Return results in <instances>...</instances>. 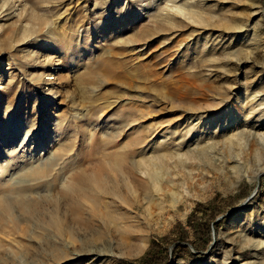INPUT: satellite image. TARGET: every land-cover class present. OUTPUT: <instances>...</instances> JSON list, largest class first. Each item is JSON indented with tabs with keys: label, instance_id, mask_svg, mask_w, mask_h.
Instances as JSON below:
<instances>
[{
	"label": "rangeland",
	"instance_id": "rangeland-1",
	"mask_svg": "<svg viewBox=\"0 0 264 264\" xmlns=\"http://www.w3.org/2000/svg\"><path fill=\"white\" fill-rule=\"evenodd\" d=\"M172 2L183 4L185 13L168 18ZM191 10L202 16L199 23L187 18ZM169 22L179 25L176 31ZM152 27L158 33L140 40L137 33ZM47 33L53 35L49 43L41 40ZM112 56L131 59L145 80L114 87L104 76L109 72L98 70ZM228 62H239L240 68L227 67ZM86 78L85 97L79 88ZM228 83L227 98L210 108ZM176 87L187 88L186 104L160 97L161 92L175 96ZM263 88L264 0H0V198L13 201L20 192L32 201L28 208L14 204L6 210L0 203V264H126L151 240L167 247L166 264H259L264 170L249 175L264 164V118L256 117L264 109ZM122 91L125 96L118 97ZM128 103L136 107L135 116L141 110L147 115L138 118L155 129L149 137L167 134L156 152H177L168 161L170 172L192 194L189 209L178 204V212L186 211L183 220L174 216L152 224L144 219L141 202L130 209L118 196L99 195L95 198L108 204L106 217L92 219L86 208L88 225L59 222L48 200L66 188L70 171L96 169V158L83 150L100 155L105 139L138 134L137 120L126 124L108 117ZM7 107L11 112L4 114ZM13 113L18 117L10 119ZM219 116L222 121L211 122ZM33 125L42 138L32 143L33 135L30 141L27 136L21 145ZM52 158L57 164L46 177L29 176ZM194 207L206 234H194L186 223ZM177 220L186 229L181 239L171 232ZM89 249L105 254L96 257Z\"/></svg>",
	"mask_w": 264,
	"mask_h": 264
},
{
	"label": "bare ground",
	"instance_id": "bare-ground-1",
	"mask_svg": "<svg viewBox=\"0 0 264 264\" xmlns=\"http://www.w3.org/2000/svg\"><path fill=\"white\" fill-rule=\"evenodd\" d=\"M123 8L126 9V6H124ZM169 8L170 10L166 11L168 18L174 17L178 13L184 14L186 11L185 6L183 4L175 5V3L173 2L169 6ZM126 13L127 11L124 10V13L122 14L123 18L126 16ZM189 13L190 15H188L187 18L192 21L198 22V19H202V16L198 15V13L195 11L191 10L188 12V14ZM168 25H170V28L173 30L179 27V25H176L173 22H169ZM175 31H173L171 35L176 33ZM193 32L194 30L192 31V33ZM157 33L158 30L155 27H152V28H145L137 34L139 35L140 40L146 41L147 39L151 38L153 35ZM51 36H53L52 33H47L46 36H43L41 38V40H44L45 43H49L50 41H48L47 38L48 37L50 38ZM169 37L170 36H167L165 38L167 39ZM68 43L69 42H65L64 44H68ZM182 43L183 42H180V45H182ZM106 60L108 61L102 63L100 68H98L99 67L98 65L97 68L99 71L105 70L106 72L107 70V72H109L107 74L105 73L106 75L104 74V76L107 77L106 80L111 82L114 87L119 88L121 86L126 85L127 88H130L132 85L131 80L134 81H140L142 79L145 80V72L140 73L138 72V69H134L133 66L131 65V59L123 56L120 59H115L114 57L113 58L110 57V59H108L107 57ZM230 64L235 66L236 70H238L241 65V63L239 62H235V63L228 62L225 65L229 67ZM228 71L230 72L231 70ZM91 72H93V69ZM88 79L89 78H86V80L82 79L81 80L82 82L80 81L82 85L80 86L81 88L79 89L82 95H84L85 97H86L85 94L87 93V87H88L87 85L89 84L87 81ZM231 86L232 84L228 83L223 95L219 96L218 102H216L215 104H210L209 107L212 108L215 107V105H221V103L227 98L229 93L232 91ZM175 89L176 90L171 91L172 93L174 92L175 96H171V95L170 97L167 95L165 96V93L161 92L160 97L172 103L177 102L180 104H186L187 103L186 96L189 95L187 92V88L181 90V88L176 87ZM178 91L180 95L176 94ZM125 93H126L125 91H122L120 94H117V96L118 97L122 95L125 96L124 95ZM102 95L103 97H106V95L108 94L104 93ZM103 97L101 96V98ZM237 98L238 99L240 98L239 94L237 95ZM189 100H194V98L190 97ZM88 101L89 100H86V102ZM34 107L36 108V110H38L39 104L35 102ZM100 107L101 106H99L98 108ZM137 107L138 109H140L143 106L140 105L139 108L138 105ZM135 108H136L135 106L133 107L131 104L128 103L125 106H121L118 110H111L109 112L110 114L108 115V117L111 116V118H113L114 121L120 120L125 122L126 124L137 120V122L134 124L137 126L138 134L132 137L114 136L105 139L102 142V144L104 147L105 146L106 147L104 148V150L101 152L100 155L94 151L83 150L86 151L85 153H87V155H91L94 156V158H96L97 161L96 169L92 170L89 173L85 172L83 168L73 170V172L70 171L72 175L70 182L65 186L66 188L63 187L57 189V191L59 192L58 197L54 198V196H52L54 200L51 199L48 200L49 203L53 201L54 208L58 212V215L60 216L58 217L59 222L73 223L77 225L79 224L88 225L85 217L86 208L89 209V212L87 214L92 219H95L96 217L99 218L101 216L106 217L107 214H105V212L107 210L105 211V208L108 207V204L105 203L104 201H99L98 199L95 198V196H99V195L101 197L118 196L123 201V203L125 202L126 205H129L130 209L134 206V203L141 202L140 209L143 214V217L147 221L150 220L152 224H157L162 219H164L166 223L167 221H169L168 219H172L174 216L178 218L180 217L183 220L186 211L178 212L177 211L178 204L183 203V207H185L184 210L189 209V205L191 202L190 198L192 194H190V192L187 190L186 184H184L183 182L180 184L178 183V181L176 180L177 173L170 172L171 168L169 167L168 161L169 160L172 161L173 157L177 156V152L176 151H169L167 153L156 152L158 146L162 144H166L165 140L167 138V134L159 133V135L157 136L158 134L157 133L156 136L152 138L149 137L151 132L155 131V129L152 131L153 129L152 124H146L143 121L145 123L144 124L138 118L141 116L144 117L147 116V115L145 116L143 110H141L140 113L136 112L137 115L135 116L134 113L136 110ZM182 108L185 111H191L195 109L194 106L193 107L182 106ZM196 108L199 107L196 106ZM13 109H15L14 111H16L17 107H14ZM143 109L146 112L149 110V109L146 110V108ZM10 110H11L10 107H7V109L4 110V114H9L11 112ZM14 117L17 118L18 114L16 113V115H14L13 113L12 115H10L9 118L13 119ZM256 117L264 118V109L259 111ZM222 120L223 117L219 116L217 117V119L214 118V120H212L211 122H215V121L220 122ZM15 125L18 127L20 123L17 122L15 123ZM126 129L127 127L124 130ZM49 131L50 130L47 129V132ZM190 134H192V132ZM31 135H33L32 137V143H33L34 140L40 138L42 134L38 131L37 127L33 125L29 130L27 129V131L25 132V138L21 141L20 144L22 145L26 143L25 139L27 136H28L27 137L28 141H30ZM193 137L195 138V140L198 138V136L196 135ZM158 139H163V140L158 141ZM55 163L57 164L56 159L52 158L46 163H44L43 166L41 165L40 167L38 165L39 167L31 170L29 172L30 173L29 176L34 178L35 177L44 178L46 177L48 172L52 169ZM176 166L177 164L175 163L173 167L175 168ZM262 170H264V164L261 165L257 170H255L252 174H250L249 177L255 178ZM205 175L206 174L202 176ZM21 189L22 187L20 188V190ZM188 196H190V198ZM14 199L12 201V198L10 197H6V196H4L3 198L1 197L0 203L2 205V208L6 210L11 208L14 204L19 206L20 208L22 207L28 208L31 206L30 204L32 203V201L28 200L29 198L24 197L23 195L20 194V192L18 193L17 197L15 196ZM85 201H87L89 205H87ZM62 209L63 211H61ZM173 211H175V214L173 213ZM135 216H138V214L136 213ZM245 238L247 239V241H251L254 244L258 243L254 241L253 236L251 237V235L250 236L246 235ZM142 246L143 243L140 242L139 249H141ZM88 254L95 255L96 257H98L99 255L105 253L99 251L97 252L89 249ZM225 264H228V261H226ZM259 264H264V260H261Z\"/></svg>",
	"mask_w": 264,
	"mask_h": 264
},
{
	"label": "trees",
	"instance_id": "trees-1",
	"mask_svg": "<svg viewBox=\"0 0 264 264\" xmlns=\"http://www.w3.org/2000/svg\"><path fill=\"white\" fill-rule=\"evenodd\" d=\"M196 205H200V202H197ZM195 205V206H196ZM197 210L194 207L191 211H189L186 215V223L189 224L193 228L194 234L196 231H201L202 235L207 233V226L203 221L197 222L194 216L195 211ZM196 223V225L194 224ZM177 233V237L179 239L184 238L186 234V229L183 227V224L180 221H175L171 227V232ZM160 239H164L165 235L159 236ZM174 247V248H173ZM171 249V255L173 257L177 256L178 251H176L177 247L174 246ZM166 256H167V247L159 244L157 241L151 240L143 251L141 255L131 259H125L126 264H166Z\"/></svg>",
	"mask_w": 264,
	"mask_h": 264
}]
</instances>
